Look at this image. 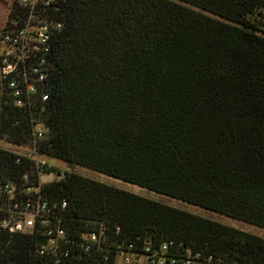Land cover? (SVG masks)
I'll return each instance as SVG.
<instances>
[{"label":"trees","instance_id":"obj_1","mask_svg":"<svg viewBox=\"0 0 264 264\" xmlns=\"http://www.w3.org/2000/svg\"><path fill=\"white\" fill-rule=\"evenodd\" d=\"M263 15L264 0L60 1L38 152L264 230ZM1 104L0 139L29 143L24 115ZM27 172L0 150V178ZM42 195L67 203L69 234L106 231L109 259L75 264L145 243H171L176 264L188 249L202 264H264V238L71 171ZM41 243L0 232V264H53Z\"/></svg>","mask_w":264,"mask_h":264},{"label":"built area","instance_id":"obj_2","mask_svg":"<svg viewBox=\"0 0 264 264\" xmlns=\"http://www.w3.org/2000/svg\"><path fill=\"white\" fill-rule=\"evenodd\" d=\"M62 0H11L5 28L1 35L0 104L24 115L31 127L30 141L16 145L3 140L9 147L0 150L13 153L17 162L26 159L37 169V176L27 172L20 182L0 178V232L12 235H38L42 243L36 249L40 256L50 257L53 264H75L83 258H94L99 252L106 262L109 238L102 225L95 232L68 233L63 226L67 203L49 200L42 195V175L60 182L69 171L54 164V159L38 152V142L46 137L47 101L52 78L51 54L54 39L62 28L53 16ZM1 104V105H2ZM19 121L15 125H18ZM61 162V161H59ZM63 163V162H62ZM65 164V163H63ZM32 176V178H31ZM47 183V184H49ZM171 243L154 247L145 243L141 252L129 245L113 249L114 264H176L169 253ZM199 253L186 250L180 264H202ZM211 259L208 260V263Z\"/></svg>","mask_w":264,"mask_h":264},{"label":"rangeland","instance_id":"obj_3","mask_svg":"<svg viewBox=\"0 0 264 264\" xmlns=\"http://www.w3.org/2000/svg\"><path fill=\"white\" fill-rule=\"evenodd\" d=\"M4 2H7L9 4V2L11 0H1ZM8 14V7H4L3 5L0 4V54L3 51V45L1 43V35L2 32L5 28V22H6V16ZM263 19H264V15H263ZM0 147H9L3 140H0ZM54 164H57V166H61V168L63 169H67L69 172H74L84 178L96 181L98 183L101 184H105L107 186L113 187V188H117L132 194H135L137 196H141L147 199H151L154 201H157L159 203L189 212L191 214L227 225L229 227L247 232V233H251L253 235H256L258 237L264 238V230L256 228L254 226L245 224L243 222H239L236 220H232L229 219L225 216H222L220 214H216L213 212H210L208 210H204L202 208L196 207V206H192L189 204H186L184 202H180L178 200L172 199V198H168L165 197L163 195L160 194H156L154 192H151L149 190L128 184L126 182H122L120 180L114 179V178H110L108 176L84 169V168H80V167H73V168H68V166L66 164H63L62 162H59L58 160H54ZM51 180V178L42 175L41 177V181L44 184L49 183V181Z\"/></svg>","mask_w":264,"mask_h":264},{"label":"water","instance_id":"obj_4","mask_svg":"<svg viewBox=\"0 0 264 264\" xmlns=\"http://www.w3.org/2000/svg\"><path fill=\"white\" fill-rule=\"evenodd\" d=\"M0 4L3 5L4 7H8V3L7 2H4V1L0 0Z\"/></svg>","mask_w":264,"mask_h":264}]
</instances>
